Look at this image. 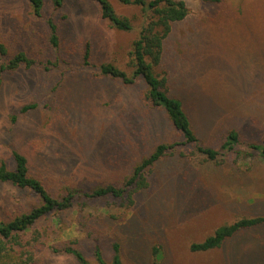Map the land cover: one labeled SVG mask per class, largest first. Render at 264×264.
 Listing matches in <instances>:
<instances>
[{
  "label": "rangeland",
  "instance_id": "rangeland-1",
  "mask_svg": "<svg viewBox=\"0 0 264 264\" xmlns=\"http://www.w3.org/2000/svg\"><path fill=\"white\" fill-rule=\"evenodd\" d=\"M110 1L121 14L140 13L135 6ZM183 1L187 15L172 25L163 43L161 69L167 71L171 95L183 101L203 143L217 148L230 130L246 143L259 142L264 132V0ZM49 17L59 23L57 51L48 42ZM134 36V31L109 26L91 0H64L57 10L44 0L41 16L27 0H0L5 57L23 51L36 62L3 74L0 161L12 167L16 150L27 157L32 172L55 187L88 189L118 179L155 144L177 137L164 112L143 102L140 83L124 86L97 77L96 68L82 63L88 42L90 62H113L128 72ZM31 103L34 108L12 121ZM188 155L180 158L175 151L158 161L131 206L113 198L84 208L75 204L58 218L39 220L35 229L46 245L75 239L91 264H99L94 245L110 264L113 242L124 264H264V222L237 231L218 248L189 250L192 242L239 217H264V160L257 153L221 154L216 161L198 152ZM35 202L29 191L1 183L0 221ZM36 258V264H78L47 246Z\"/></svg>",
  "mask_w": 264,
  "mask_h": 264
},
{
  "label": "trees",
  "instance_id": "trees-1",
  "mask_svg": "<svg viewBox=\"0 0 264 264\" xmlns=\"http://www.w3.org/2000/svg\"><path fill=\"white\" fill-rule=\"evenodd\" d=\"M36 16H41L44 0H27ZM64 0H51L55 10L61 8ZM94 1L100 10L101 17L114 29L120 31H134L135 36L127 50V68L113 62L95 64L89 61V45L86 43L82 55L84 66L95 69V76L109 78L124 86L141 84L142 100L152 109H161L165 117L176 132L173 140L159 142L150 152L136 160L129 170L114 181L96 184L88 189L61 184H54L45 180L41 175L30 169L27 157L12 150V167L0 161V184L9 183L17 189L27 190L37 198L29 209L16 213L7 220L0 221V264H36L37 254L47 246L55 255H71L78 264H91L83 252L76 246L75 239L62 240L46 245L40 233L35 229L36 223L47 217L58 218L75 206L86 207L91 201L106 198L119 199L121 204L131 206L136 195L148 186V176L152 167L167 154L179 153L180 158L188 157L189 153H201L207 160L216 161L219 155L234 153L237 155L257 153L264 160V132L259 142L246 143L242 141L235 130H230L224 136L220 145L215 148L200 141L193 129L190 116L184 108L183 101L171 95L168 88L167 71L161 69L163 43L174 23L182 21L187 15L186 3L183 0H117L121 5L139 8V14L131 16L117 12L110 0ZM206 3H218L221 0H202ZM65 15H63V18ZM48 42L54 51L59 50V23L49 17ZM7 50L0 43V85L3 74L13 71L20 66L31 68L35 60L29 58L25 52L5 57ZM43 66L47 67L46 64ZM48 69V68H47ZM91 77H94L91 76ZM139 84V85H140ZM35 107V103L22 106L12 115V121L17 114L25 113ZM189 149V153L185 152ZM80 223L83 222L80 219ZM264 222V217H239L232 223L216 228L213 233L201 242H192L189 250L207 251L220 247L222 242L241 229H248ZM112 258L110 264H124L120 256L119 244L112 243ZM93 254L99 264H107L103 259L98 245H94Z\"/></svg>",
  "mask_w": 264,
  "mask_h": 264
}]
</instances>
